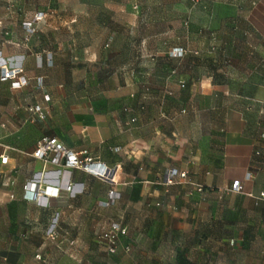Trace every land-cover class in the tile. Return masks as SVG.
Returning a JSON list of instances; mask_svg holds the SVG:
<instances>
[{
	"label": "rangeland",
	"instance_id": "374dc122",
	"mask_svg": "<svg viewBox=\"0 0 264 264\" xmlns=\"http://www.w3.org/2000/svg\"><path fill=\"white\" fill-rule=\"evenodd\" d=\"M200 1L0 0V48L10 60L19 63L20 57L58 50L63 67H67L48 77L51 84H55L56 77L66 95L55 117L52 116L54 111L49 115L48 105L43 118L32 115L28 110V93L13 94L9 84L0 80V120L3 121L0 153L16 160L14 169L3 167L0 178V254L4 257L1 263H8L5 254L10 253L18 258L33 255L32 258L44 261L43 264H264V215L259 214L248 196L239 197L240 213L234 215L239 223L231 220L216 223L210 225L209 233L202 232L206 231L207 223L197 224L195 235L186 237L182 232H170L166 225L158 227L156 222L174 214L183 218L188 214L183 201L188 206H198L205 198L196 186L193 191L198 193L197 197L192 190L184 194L170 193L176 180L168 184L163 179L166 168L171 166L167 152L169 139L183 137L191 141L192 146H199L211 130V114L199 109L198 93H188L186 89L208 72L223 75L224 68H229L226 59L231 50L216 49L213 44L207 47L204 33L190 29ZM36 11H42L44 16L34 24L35 31L26 35L20 29L21 22L31 19ZM179 43L186 45L189 65L183 67L177 61L171 67L160 53L168 55L169 46ZM169 67L174 68L170 76L167 75ZM179 72H185L184 81L178 79ZM180 82L185 87H180ZM237 82L230 78L225 80L227 85ZM116 87L131 90L132 101L123 104L113 93L111 101L105 102V92ZM90 100H96L101 110L110 102L122 130L126 125L144 122L140 135L152 139L160 149V157L151 160L152 170L133 177L129 183L135 186L127 193L128 199L140 201L141 209L136 215L134 209H128L132 220L124 226L126 233L119 237L114 253L106 252L96 240L109 221L123 222L126 211L123 203L114 202L110 208L98 209L91 202L103 189L110 188V182L88 174L82 183L74 182L71 193L42 209L25 203L21 196L27 180L36 177L42 169H49L48 164L45 166L30 156L32 145L49 134V127H55L64 139L76 141L77 132L71 130L69 111L77 106L85 107ZM123 113L128 114L124 122ZM76 116L79 118L75 119L76 123L87 122L88 113ZM78 135L82 138L80 133ZM84 144L88 141H83ZM90 146L101 157H114L116 154H113L121 150L117 145L107 147L104 141ZM122 162L125 169L137 167L131 159ZM114 179L125 182L121 169H117ZM257 179L264 187V172ZM73 194H76L75 202L71 203ZM226 199L237 200L233 196ZM134 215L139 222L134 221ZM224 215L230 218L231 212ZM235 226L253 227L254 237L240 240L237 246L232 236ZM137 230L141 236L135 239ZM155 231H158L157 238L152 240L151 233L154 235ZM136 242L142 250L153 246L154 253L142 251L140 256L127 257V263H123L125 260L116 256L118 249L126 247L130 251ZM175 250L177 254L170 256Z\"/></svg>",
	"mask_w": 264,
	"mask_h": 264
},
{
	"label": "crops",
	"instance_id": "0c3cea01",
	"mask_svg": "<svg viewBox=\"0 0 264 264\" xmlns=\"http://www.w3.org/2000/svg\"><path fill=\"white\" fill-rule=\"evenodd\" d=\"M194 12L193 23L190 24V29H196L204 33L207 47L209 44H213L217 46L216 49H227L231 50V52L228 55L229 58L227 57L226 59L229 68H224L223 75L217 74L214 71L208 72L207 75H203L193 84V88L189 87L186 89L188 93L197 92L200 98L199 109L201 111H208L211 114V118H209L210 133L205 135L199 146H192L191 141H187L183 137L169 139V143L167 144L171 166L166 168L163 179L172 168H176L179 172H185L184 177H175L176 183L170 187V193L180 192V194H184L191 190L193 191L194 186L200 185L205 197L202 198L204 200L198 206H188L187 202L183 201L188 210V214L183 218L174 214L173 216L169 215L166 219L163 218L162 220L164 221L162 222L156 219L158 227L160 224L166 225L170 232H182L186 237L195 235L196 225L200 223L204 225L207 223L205 225L207 227L206 231L203 230L202 232H207L210 229V225L223 223V221L227 220H231L232 223L235 221L239 223L238 217H234V215L238 216L240 213V202L238 200L242 195L250 197L248 200L251 204L256 206L261 216L264 215V202H259L256 199L258 194L264 191V187L259 184V180L257 179L264 172V139L259 138V133L264 131V0H201L197 10H194ZM20 29L25 32L21 25ZM176 46L186 48V45L181 43L172 44L169 48L171 49ZM35 54L42 56L43 66L41 68L35 67ZM48 54H50V60H47ZM160 54L171 67H174L177 61H180L183 67L189 65L188 53H185L181 58L169 57L166 52ZM4 55L8 57L5 53ZM92 55L94 58L95 53L92 52ZM60 57L61 53L55 50L52 52L41 51L33 53L30 56L20 57L17 60V62L21 63L25 73L29 77L37 75L44 77L43 92L48 93L50 96V100L45 104L50 108L48 111L49 115L54 111V115L52 114L54 117L59 114V110L62 108V99L66 97L62 89L63 85L56 77H54L55 84H51L48 81V77H52L53 73L67 69V67H63ZM173 69L169 67L168 76H170V73H174ZM108 73L110 72L108 71ZM186 77L185 72L178 73L179 80L184 81ZM227 78L238 82L233 85H227L225 83ZM169 88L170 90L173 89L171 83L169 84ZM11 91L14 92L13 94L26 91L29 96L28 105L41 100V93L34 87L33 80L28 86L20 90ZM116 91H119V93ZM105 93H107L105 95L107 101L105 102L111 101L110 97L113 93L118 96V100L123 104H128L132 101L130 96L132 93L128 89L119 90L116 87V89H109ZM77 95H79L78 92ZM137 95L143 96L144 94L137 93ZM225 97L229 98L225 99ZM96 102V100H90V103L85 107L77 106L71 108V111H69L72 115L69 119L72 121L71 130L75 133L77 132L76 141L64 139L61 132L55 127H49V134L47 135L57 137L76 151L86 150L88 154L105 164H120L121 174L125 182L124 185L117 187L120 196L114 202L123 203V208L126 211L123 214V222H119L123 226H127L129 219L130 221L132 220L128 209H134L135 215L141 209L140 201L128 199L127 193L130 188L135 186L129 183L133 177L144 175L150 169L152 170L154 163L151 160H156L157 157H160V149L152 139H145L140 135L141 127L145 124L144 122L140 123L138 121L137 124H132L129 127L126 125L122 130L117 125L115 107L109 102L107 108L101 110L97 108ZM77 113H88L87 122L83 124L76 123L75 119H79L76 116ZM127 115L123 113V122L127 119ZM2 122L0 120V135L2 132ZM79 133L82 135V138L78 135ZM83 141H88V144L83 145ZM103 141L107 147L119 146L121 149L119 154L112 153L116 155L114 157H101L96 152H93L90 144H101ZM33 146L34 144L30 150L33 149ZM6 155L8 156L7 162L0 164V172H3V167L5 166L8 170L15 168V158L8 154ZM130 159L132 163L137 164V167L125 169L122 161L125 162ZM35 161L40 162L39 160ZM144 162H148L150 166H145ZM51 168L53 166L49 165V169ZM69 170L72 182L82 183V179L88 175L82 170ZM246 171H250L253 178L243 181L242 191H229L230 183L235 179L242 181ZM107 190L108 188L103 189L94 201H91L95 208L107 209L106 207H100L98 204L100 200L106 199ZM193 193L197 197L198 193H195V191ZM247 193H251L252 196H249ZM75 196L76 194L72 195L71 203L75 202ZM229 196H233L237 200L234 201L233 199L229 202L226 199ZM55 200L53 199L51 204L55 203ZM24 202L32 204L38 209L43 208L27 200H24ZM228 212H231L230 218L224 215L228 214ZM134 221L139 222L138 216H135ZM253 229V227L245 226L240 228V226H235L232 236L237 241L236 245L239 246V242L242 239L248 240L254 237ZM153 232L151 233V239L155 240L158 231H155L154 235ZM135 236H137L135 237L137 239L141 236V233L138 231L135 233ZM124 248L118 249L116 254V256L120 257L119 259L123 258V261L125 260L123 263H127L126 260L129 258L140 256L139 254L142 251L144 254L154 253L153 246L142 250L141 247H138L137 242L132 245L130 251H127L126 247ZM176 254L177 251L175 250L170 256ZM5 255L8 258V260L6 259L8 263L0 262V264H43L44 262L35 259V257L32 258L33 255L29 258L28 256H19L18 258L16 255H11L10 253H6Z\"/></svg>",
	"mask_w": 264,
	"mask_h": 264
},
{
	"label": "built area",
	"instance_id": "2783aa9c",
	"mask_svg": "<svg viewBox=\"0 0 264 264\" xmlns=\"http://www.w3.org/2000/svg\"><path fill=\"white\" fill-rule=\"evenodd\" d=\"M44 13L37 11L31 19L21 22V26L26 35H30L35 31L34 24H36ZM2 21L0 20V26ZM185 54V49L176 46L168 51L170 57H181ZM47 60H50V54L47 55ZM34 64L36 68L43 66L42 56L39 54L34 55ZM0 80L6 81L9 84L11 90H20L34 81V87L41 93V100L29 105L28 110L32 115L43 118L47 112V103L50 100L48 93L44 91V77L37 75L35 77H29L22 65L16 64L11 61L9 57L3 54L0 48ZM180 86H184L183 82H180ZM134 118H131L133 121ZM1 127V125H0ZM259 138L264 139V131L259 133ZM30 156L43 162L46 166L52 165V169H42L36 173V177L27 180L23 184L22 198L24 200L33 202L39 207H50L53 199L62 197V195L71 193L74 190L75 183L70 180V170L78 169L87 174L97 177L103 181L110 182L111 186L107 190L106 199L98 202L100 207H109L120 196V192L117 189L118 186L124 184L114 179L115 172L120 169V164L115 163L110 167L104 162L97 160L92 155L88 154L86 150L76 151L55 136H41L35 142ZM8 156L2 152L0 153V164L7 162ZM2 172H0L1 178ZM38 174V175H37ZM185 172H179L176 168L169 170L165 177V183H173L175 177H184ZM253 178L250 171H246L243 175V180L235 179L230 183L229 191L239 192L242 191L243 181H247ZM196 190L202 194V187L196 186ZM252 196L251 193H247ZM257 200L264 201V191H261L256 197ZM126 233V228L117 221H109L108 226L103 230L98 238V243L102 244L108 253H114L117 249V241L120 236ZM36 258H40L37 254ZM4 259L0 254V261Z\"/></svg>",
	"mask_w": 264,
	"mask_h": 264
},
{
	"label": "trees",
	"instance_id": "16d2710c",
	"mask_svg": "<svg viewBox=\"0 0 264 264\" xmlns=\"http://www.w3.org/2000/svg\"><path fill=\"white\" fill-rule=\"evenodd\" d=\"M170 57V56H169ZM183 87V86H182ZM97 241V240H96ZM97 243H98V241H97ZM100 244V243H99ZM102 245V244H101ZM103 246V245H102ZM103 248H104V246H103ZM104 250H105V248H104ZM106 251V250H105ZM107 252V251H106Z\"/></svg>",
	"mask_w": 264,
	"mask_h": 264
}]
</instances>
